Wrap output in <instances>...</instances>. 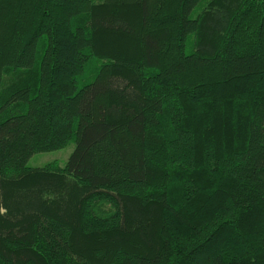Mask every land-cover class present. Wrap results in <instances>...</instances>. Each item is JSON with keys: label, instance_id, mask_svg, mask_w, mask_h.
<instances>
[{"label": "trees", "instance_id": "16d2710c", "mask_svg": "<svg viewBox=\"0 0 264 264\" xmlns=\"http://www.w3.org/2000/svg\"><path fill=\"white\" fill-rule=\"evenodd\" d=\"M0 264H264V0H0Z\"/></svg>", "mask_w": 264, "mask_h": 264}, {"label": "rangeland", "instance_id": "374dc122", "mask_svg": "<svg viewBox=\"0 0 264 264\" xmlns=\"http://www.w3.org/2000/svg\"><path fill=\"white\" fill-rule=\"evenodd\" d=\"M79 85L82 82L79 81ZM74 141L71 140L66 146L60 149L34 153L27 161V165L30 167H42L47 164H53L54 166L63 167L68 156L74 148Z\"/></svg>", "mask_w": 264, "mask_h": 264}]
</instances>
